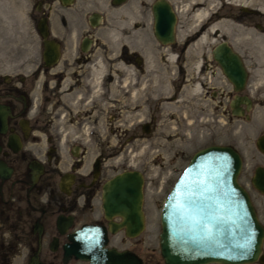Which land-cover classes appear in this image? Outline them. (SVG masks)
Here are the masks:
<instances>
[{"label": "flooded vegetation", "instance_id": "af4514ba", "mask_svg": "<svg viewBox=\"0 0 264 264\" xmlns=\"http://www.w3.org/2000/svg\"><path fill=\"white\" fill-rule=\"evenodd\" d=\"M12 3L24 20L17 31L10 26L8 33L0 35V264H90L79 258L72 239L85 226L103 228L106 247L129 250L142 259L141 264H165L160 252L158 257L143 250L148 215L144 198L145 228L133 237L124 226L112 232V224L119 225L124 217L115 212L107 216L103 207L105 184L117 173L141 172L143 194L146 182L144 171L132 165L109 173L116 156L101 142L109 136L103 125L110 119V84L117 76L123 106L129 101L130 108L141 115L135 134L140 141L155 133L164 115L176 125L173 128L189 125L193 121L184 108L189 110L190 104L198 108L193 120H201L206 112L199 108L206 105L207 94L220 110L219 116L224 97L230 114L235 115L234 96L251 98L246 93L249 67L243 53L223 38L220 25L244 24L221 22L226 20L225 0ZM200 11L204 15L194 17ZM239 11L245 16L257 14L249 7ZM214 24L218 25L211 30ZM155 25H174L172 40L162 42ZM185 25L188 30L182 36ZM245 25L264 30V20ZM111 40L117 47L114 56L108 50ZM223 42L238 54L246 70L241 92L214 57ZM160 61L169 62L171 68L162 70V76L171 77L163 100L159 99ZM167 103L169 109L164 112ZM240 107L248 112L245 104ZM126 110L120 108L119 115ZM92 141L97 143L96 153ZM139 152L143 153L142 148ZM180 152L184 150L177 145L172 154L180 156Z\"/></svg>", "mask_w": 264, "mask_h": 264}, {"label": "water", "instance_id": "95a60500", "mask_svg": "<svg viewBox=\"0 0 264 264\" xmlns=\"http://www.w3.org/2000/svg\"><path fill=\"white\" fill-rule=\"evenodd\" d=\"M173 26L155 25V34L166 43L173 38ZM214 57L234 89L241 92L246 70L238 54L223 42ZM242 104L250 110L251 98L236 94L231 101L235 115H245ZM255 144L264 154V133ZM242 163L240 153L231 145H207L193 153L161 205L158 245L165 264L264 263V224L250 193L239 182ZM143 183L142 173L130 170L117 173L106 182V215L115 212L124 217L119 225L112 224V232L124 226L126 234L133 237L144 230ZM251 184L264 194V166L255 167ZM72 239L79 258L90 264L142 262L129 250L106 247L103 228L85 226Z\"/></svg>", "mask_w": 264, "mask_h": 264}, {"label": "rangeland", "instance_id": "374dc122", "mask_svg": "<svg viewBox=\"0 0 264 264\" xmlns=\"http://www.w3.org/2000/svg\"><path fill=\"white\" fill-rule=\"evenodd\" d=\"M260 1L225 0L226 3L223 4V13L225 15L223 17L229 22L235 21L244 25H220L223 38L230 39L232 44L243 53L244 58L247 60L249 85L246 93L254 101L252 108L246 113L249 118L244 117L245 115H231L229 108L226 106L225 97L223 98L224 104L221 109L222 115L219 116L220 110L216 108L210 100L209 94H207L206 105L203 108H199L206 112L201 120H193V115L198 111V108L195 110L196 105L190 104L189 110L188 107L184 108L186 113L189 112V118L193 121L189 125L185 124V126H180L179 129L173 128L176 125L168 122V116L164 115L160 117L161 121L156 124L155 133L145 136L140 141L135 137V134L139 129L137 119L141 115L136 114L130 108L129 105L131 104L129 101L126 106H123L119 90V78L114 76L111 81L110 108H108L110 119L104 120L106 125H103L105 133L109 130V136L105 137L107 140L104 139L101 143L105 144L106 149L116 156L111 159L113 166L109 171L110 174L123 167L132 165L144 171L146 175L144 208L148 215L146 218V230L142 235L144 253L154 252L159 257V212L162 201L174 180L187 164L192 153L210 144H228L238 150L243 161L239 174V182L250 193L258 216L264 224V194L258 192L250 181L254 168L258 165L264 166V155L255 144L257 137L264 133V30L255 25H245L247 23H263L264 8L261 12L257 8V4ZM239 7L252 8L257 14L241 15ZM23 20V13L14 9L12 0H9V2L7 0H0V35L8 33L10 26L14 27L13 31H17V28L22 27L21 22ZM11 23H18L20 25H9ZM143 27L142 35L145 37L146 28L145 26ZM187 30V25L181 27L180 33L182 36H184ZM110 39L112 38L110 37ZM110 42L111 46L108 50L110 55L114 56L117 53L116 42L114 40ZM114 60L116 58L112 59V61ZM164 62L160 61V100H163L161 95H168L167 88L171 79L169 75L162 76V70L171 69L167 65L169 62ZM191 100L194 101L193 95ZM168 106L169 104L167 103L166 108H163L164 112L168 111ZM120 108L122 110L127 109L126 114L119 115ZM131 111L134 113H131ZM180 129H183L180 134H174L175 130ZM176 136H180L183 139L179 140ZM93 143L94 147H96V153L98 146H96V142ZM68 144L70 143L67 142ZM177 145H180L184 152H180V156H173L172 152L177 148ZM141 148L142 154L139 152ZM252 264H258V262Z\"/></svg>", "mask_w": 264, "mask_h": 264}, {"label": "bare ground", "instance_id": "6f19581e", "mask_svg": "<svg viewBox=\"0 0 264 264\" xmlns=\"http://www.w3.org/2000/svg\"><path fill=\"white\" fill-rule=\"evenodd\" d=\"M227 1H229V0H227ZM234 1V0H233ZM242 1V0H241ZM250 1V0H249ZM237 2V1H236ZM251 3V2H250ZM241 4H245V3H241ZM258 9H259V11L261 12L262 10H263V8H264V0H261L258 4ZM245 6V5H244ZM207 9V8H206ZM205 9V10H206ZM204 11H200V12H198L197 14H195L194 15V17H196V18H199V17H201V16H203L204 15ZM261 14V13H260ZM193 17V18H194ZM195 18V19H196ZM221 22H223V23H228L229 21L228 20H225V19H223V20H221ZM217 25L218 24H214L213 26H211V30H214L216 27H217ZM222 25V24H221ZM238 25H240V24H238ZM201 36V35H200ZM206 37V34L205 35H202L200 38H205ZM202 40V39H201ZM262 40V39H261ZM204 42V41H203ZM170 59H173V57L171 56L170 57ZM196 88V87H195ZM196 90V89H195ZM197 91H198V89H197Z\"/></svg>", "mask_w": 264, "mask_h": 264}, {"label": "snow or ice", "instance_id": "6c2138e0", "mask_svg": "<svg viewBox=\"0 0 264 264\" xmlns=\"http://www.w3.org/2000/svg\"><path fill=\"white\" fill-rule=\"evenodd\" d=\"M209 235H211V229H208Z\"/></svg>", "mask_w": 264, "mask_h": 264}]
</instances>
